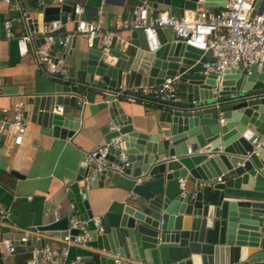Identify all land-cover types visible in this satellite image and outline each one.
I'll return each instance as SVG.
<instances>
[{"label":"water","instance_id":"obj_1","mask_svg":"<svg viewBox=\"0 0 264 264\" xmlns=\"http://www.w3.org/2000/svg\"><path fill=\"white\" fill-rule=\"evenodd\" d=\"M146 6V21L163 11L178 17L185 9H195L198 0H184L172 7L171 0H138ZM227 0H203L202 5L222 8ZM251 15L264 13V0H252ZM74 0L49 5L44 22L75 23ZM29 29L36 28L27 14ZM33 23V24H32ZM35 24V25H34ZM161 46L148 51L139 30L131 31L129 49L89 48L79 57V76L73 67L58 77L53 89L32 99L31 122L44 127H70L76 124L65 114L73 107L81 88L98 91L100 102L112 124L106 139L121 135L117 149L108 147L107 158L121 166L120 171L95 172L92 188H102L111 173L125 178L130 195L115 211V225L97 230L84 247H89L92 264H264V71L255 64L246 70L226 69L220 82L210 72L193 67L203 51L174 40L171 27L158 28ZM163 34L166 37L163 36ZM76 35L65 45L56 41L50 55L56 62H73ZM160 46V47H161ZM59 52L56 53L55 50ZM211 56V51L204 52ZM96 76V78H95ZM178 79L184 91L181 98L162 101L163 114L156 128L146 132L133 128L131 115L122 105L132 86L159 85L165 79ZM124 89L116 95L112 89ZM220 117L222 121H220ZM124 152L125 161L118 157ZM93 164L82 162L77 175L82 193ZM142 177L141 181H137ZM188 179L182 189L179 179ZM111 181H113L111 179ZM88 217L92 212L84 200ZM22 233L4 237L19 239ZM37 244L36 235L26 242ZM40 245H45L40 240ZM117 256L122 260L119 261ZM0 264H7L0 253Z\"/></svg>","mask_w":264,"mask_h":264},{"label":"crops","instance_id":"obj_2","mask_svg":"<svg viewBox=\"0 0 264 264\" xmlns=\"http://www.w3.org/2000/svg\"><path fill=\"white\" fill-rule=\"evenodd\" d=\"M183 1L171 0L170 5L181 8ZM74 3L83 7V13L76 15L75 20L82 18L96 22L108 30H116L109 50L132 47V30H117L116 22L131 16L133 6L141 3L140 1L74 0ZM49 5H53L52 0H0V109L12 108L16 102H23L29 118L28 129L20 144L13 143L11 133L0 132V204L9 213L8 217L3 218L0 210V241L6 238V233L16 234L28 228H39L43 232L36 236L37 244L43 239L45 245L56 246L62 243V237L69 228L70 217L90 218L84 200H87L92 216H100L102 228L108 231L115 225V211L126 202L130 191L125 178L120 174L111 173L112 178L108 174L102 188L85 186V193H82L83 187L76 179L85 154L107 140L109 126L112 125L109 114L100 103L102 96L98 91L88 90L85 96L82 94L84 88L78 94L67 93L68 96L76 97L73 107L64 106L65 114L76 124L75 128H47L31 122L32 99L49 93L58 82L55 78L66 80L64 74L69 67H73L75 76H79V57H85L89 48L102 49L98 40L90 46L85 35L77 34L76 44L72 49L74 61L67 62L63 59L64 72L56 74L40 66L36 61L35 50L44 44L41 33L46 23L42 20L43 10ZM197 7L210 12L220 9L198 3ZM27 14L32 21L36 19V29H29ZM11 17L17 18L13 25L16 35L26 30L32 33V41L27 43L28 51L24 55H20L15 39L5 37L3 22ZM74 28L75 23L68 20L63 31H56L55 40L73 34ZM165 35L167 34H163L164 37ZM141 38L145 45L143 36ZM119 39L123 40L124 45L119 43ZM55 52L58 53L59 50L56 49ZM208 57L204 55L201 58ZM193 69L200 70L199 62ZM175 86L177 97L181 98L184 88L177 78ZM122 105L125 112L131 115L133 128L143 132L156 128L163 114L161 103L153 101L149 96L125 98ZM189 183L185 179L186 187ZM88 229L89 238H92L96 229L91 222ZM71 232L76 233V230ZM10 239L14 242L18 240ZM15 245L16 251L6 257L7 264H27L32 245ZM84 246L70 247L69 258L79 257L83 264H92L88 254L91 249ZM117 259L122 260L118 256Z\"/></svg>","mask_w":264,"mask_h":264},{"label":"built area","instance_id":"obj_3","mask_svg":"<svg viewBox=\"0 0 264 264\" xmlns=\"http://www.w3.org/2000/svg\"><path fill=\"white\" fill-rule=\"evenodd\" d=\"M62 1L52 0V4L61 5ZM202 2L203 0H198V4H202ZM252 9V0H227L225 6L215 12L197 7L186 10L182 16L178 17L164 11L151 16L149 22H147L146 6L144 3H137L133 6L131 16L116 22V29L141 31L146 49L153 52L161 46L157 29L171 27L174 40L201 49L203 51L201 57L204 56V52L211 51L210 57L200 58L198 61L200 70L204 73L214 74L216 80L220 82L223 71L226 69L248 71L249 66L255 64L258 72L264 71V13L251 15ZM74 13L75 16H80L83 13V7L74 4ZM16 19L11 17L4 20L5 37L15 39L20 55H24L28 51L27 43L32 41V33L26 30L16 35L13 32ZM76 21V29L71 35H85L90 46L93 45L95 40H98L102 50L107 53L113 44L116 30H108L96 22L82 18H78ZM60 26L59 20L44 23L41 32L44 37V44L35 50L37 63L56 74L65 70L63 59H57L55 62L50 55L51 46L56 42L54 35ZM69 36L63 37L59 42L65 45ZM119 43L124 45L121 39H119ZM1 81L0 77V84ZM123 90L119 88L110 91L119 95ZM130 90L137 93V95L128 94L130 99L141 98V95H144L162 104V101L176 98L175 79L168 78L163 83L153 86H132ZM0 111V132L11 133L13 143L20 144L29 125L24 103L16 102L12 108L3 107ZM220 121H222L221 117ZM117 129V125L112 124L109 126V132ZM121 141V135L111 137L96 149L85 154L84 162L94 165L92 175L85 179L86 187L89 186V181L95 178V172H101L102 170L120 171L121 166L110 161L107 158V152L109 146L112 149H117ZM125 158L126 156L122 151L118 160L124 162ZM141 180L142 177L137 178L138 182ZM179 186L182 189L185 188V179H179ZM0 210L3 218L8 217L9 213L3 209L1 204ZM90 222L94 225L96 231H101L100 216L95 215L90 218L70 217L69 228L62 237V243L56 246L32 245L29 250L27 264H83L79 257L69 258V249L72 246L85 245L89 239L88 225ZM72 230H76V233H72ZM42 232L43 230L39 228H28L23 231L24 235L18 240L26 242L28 235L38 236ZM15 251L16 245L13 239L4 238L0 241L2 258H6Z\"/></svg>","mask_w":264,"mask_h":264}]
</instances>
